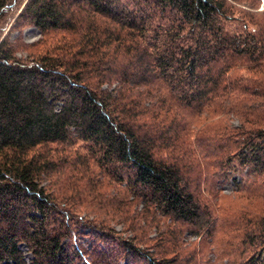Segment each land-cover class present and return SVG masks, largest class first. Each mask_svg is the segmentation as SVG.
<instances>
[{"label":"trees","instance_id":"obj_1","mask_svg":"<svg viewBox=\"0 0 264 264\" xmlns=\"http://www.w3.org/2000/svg\"><path fill=\"white\" fill-rule=\"evenodd\" d=\"M145 2L153 9L127 0H0V264L78 258L66 243L70 208L89 201L48 190L60 161L50 145L81 142L127 196L199 230L209 220L187 176V139L201 133L195 122L238 117L218 133L224 144L214 156L264 172V0ZM157 16L165 23L153 24ZM24 26L40 39L11 40ZM256 228L250 241L262 250L264 217ZM262 253L249 264H264Z\"/></svg>","mask_w":264,"mask_h":264},{"label":"rangeland","instance_id":"obj_2","mask_svg":"<svg viewBox=\"0 0 264 264\" xmlns=\"http://www.w3.org/2000/svg\"><path fill=\"white\" fill-rule=\"evenodd\" d=\"M127 3L131 9H153L145 0ZM254 5L259 7L253 11L262 10L261 3ZM158 21L165 23L164 19L153 17V24ZM18 31L13 28L8 33L11 40L32 43L40 39L33 27L24 26L21 33ZM61 35H50L49 39ZM239 123L234 115L206 117L195 122L201 130L198 139H194L193 133L187 139L188 150L194 153L187 170L190 190L209 220L201 230L173 221L127 196L124 182L111 180L99 169L81 142L50 145L58 151L55 157L60 161L48 190H54L60 200L73 197L89 201L77 202V206L70 208L73 224L66 243L70 252L78 253L74 263L150 264L146 256H151L160 264H249L250 258L264 252L250 241L259 237L256 223L264 217V172L241 167L236 160L226 167L221 163L224 158L214 156L220 152L217 146L224 144L218 133ZM125 245L132 249L127 252ZM26 258L30 255L26 254Z\"/></svg>","mask_w":264,"mask_h":264}]
</instances>
